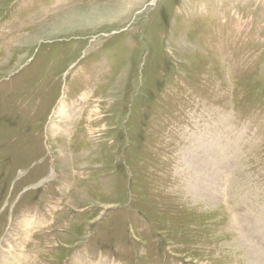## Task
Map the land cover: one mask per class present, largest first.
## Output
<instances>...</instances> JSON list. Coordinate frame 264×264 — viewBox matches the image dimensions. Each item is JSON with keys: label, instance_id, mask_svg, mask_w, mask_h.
Listing matches in <instances>:
<instances>
[{"label": "rangeland", "instance_id": "1", "mask_svg": "<svg viewBox=\"0 0 264 264\" xmlns=\"http://www.w3.org/2000/svg\"><path fill=\"white\" fill-rule=\"evenodd\" d=\"M20 252L264 264V0H0V264Z\"/></svg>", "mask_w": 264, "mask_h": 264}, {"label": "bare ground", "instance_id": "2", "mask_svg": "<svg viewBox=\"0 0 264 264\" xmlns=\"http://www.w3.org/2000/svg\"><path fill=\"white\" fill-rule=\"evenodd\" d=\"M157 1H158V0H152V3L155 4V3H157ZM64 107H65V106H64ZM64 107L61 108V109L59 110L61 113H63V109H64ZM72 114H75V113H72ZM72 114H70L69 116L71 117ZM60 116H61V115H60ZM69 116H68V117H69ZM70 117H69V118H70ZM71 118H72V117H71ZM203 144H204V143H203ZM200 148H201V147H200ZM199 159H200V158H199ZM198 163H199V162H198ZM218 164H219V163H218ZM220 164H221V163H220ZM215 165H216V163H215ZM38 219H39V218H38ZM35 224H37V223H35ZM40 224H41V222H39L38 225H40ZM38 225H37V226H38ZM23 240L25 241V239H23ZM23 240H22V241H23ZM25 245H26V244H25ZM18 254H19L18 257H17V258L15 257V258L13 259V261H11L13 264H16L18 261L24 262V259L27 258V257H26V256H27L26 254H21V252L18 253ZM3 256H4V255H3ZM15 256H16V255H15ZM25 260H26V259H25ZM27 260H28V259H27ZM3 262H4V261H3ZM5 262L8 263V261H6V260H5ZM7 263H6V264H7ZM12 263H11V264H12ZM19 263H20V262H19ZM3 264H4V263H3Z\"/></svg>", "mask_w": 264, "mask_h": 264}]
</instances>
